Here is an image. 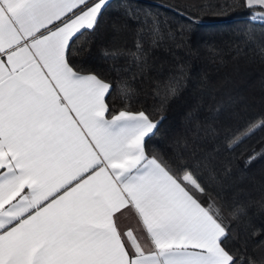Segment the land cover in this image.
<instances>
[{
  "label": "snow or ice",
  "instance_id": "obj_1",
  "mask_svg": "<svg viewBox=\"0 0 264 264\" xmlns=\"http://www.w3.org/2000/svg\"><path fill=\"white\" fill-rule=\"evenodd\" d=\"M107 2L0 0V264H237L198 174L149 153L160 121L113 111L111 85L72 63L74 39L95 30ZM128 212L142 235L121 229Z\"/></svg>",
  "mask_w": 264,
  "mask_h": 264
},
{
  "label": "trees",
  "instance_id": "obj_2",
  "mask_svg": "<svg viewBox=\"0 0 264 264\" xmlns=\"http://www.w3.org/2000/svg\"><path fill=\"white\" fill-rule=\"evenodd\" d=\"M260 9L245 0H108L70 53L74 66L111 85L110 109L160 121L149 153L198 174L222 208V246L237 264H264V127L235 143L264 120V20L253 15ZM151 19L162 36L155 43Z\"/></svg>",
  "mask_w": 264,
  "mask_h": 264
},
{
  "label": "crops",
  "instance_id": "obj_3",
  "mask_svg": "<svg viewBox=\"0 0 264 264\" xmlns=\"http://www.w3.org/2000/svg\"><path fill=\"white\" fill-rule=\"evenodd\" d=\"M264 11V9H260L257 13ZM256 18L264 20L257 16ZM120 227L123 231H127L131 228L138 235H142V226L138 222V218L135 216L134 212H128L120 218Z\"/></svg>",
  "mask_w": 264,
  "mask_h": 264
},
{
  "label": "rangeland",
  "instance_id": "obj_4",
  "mask_svg": "<svg viewBox=\"0 0 264 264\" xmlns=\"http://www.w3.org/2000/svg\"><path fill=\"white\" fill-rule=\"evenodd\" d=\"M254 17H257V16H254Z\"/></svg>",
  "mask_w": 264,
  "mask_h": 264
}]
</instances>
